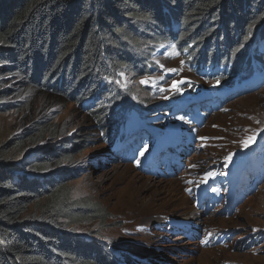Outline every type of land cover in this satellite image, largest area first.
Here are the masks:
<instances>
[{
	"label": "trees",
	"instance_id": "obj_1",
	"mask_svg": "<svg viewBox=\"0 0 264 264\" xmlns=\"http://www.w3.org/2000/svg\"><path fill=\"white\" fill-rule=\"evenodd\" d=\"M142 25L146 36L139 40L135 30ZM164 41L209 86L210 79L224 87L247 84L255 76L253 64L264 76V0H0V102L8 103H0V113L13 108L1 90L5 74L14 71L11 76L18 75L29 90L50 102L43 114L66 102L83 107L101 129L100 151L110 150L151 107H168L184 93L192 96L209 89L185 81L177 93L150 104L159 95L155 85H143L138 94L124 85L128 72L133 81L152 79L158 67L143 51L144 44ZM135 96L148 106L133 109ZM127 103V112L138 111L137 121L130 125L114 116V110L119 112ZM47 127L51 134L56 131L54 125ZM86 136L78 134L74 146H83ZM52 138L61 140L62 148L40 152L34 164L38 173L48 174L73 160L69 142L75 137L67 141L69 134L64 132ZM262 154L255 153L252 167ZM22 170V165L0 155V264H118L111 246L68 231L61 223L106 218L96 206H77L69 195H61L70 170L50 178L27 177ZM43 199L51 204L46 215L24 220L30 206ZM258 236L245 250L259 247ZM127 261L132 262L131 257Z\"/></svg>",
	"mask_w": 264,
	"mask_h": 264
},
{
	"label": "rangeland",
	"instance_id": "obj_2",
	"mask_svg": "<svg viewBox=\"0 0 264 264\" xmlns=\"http://www.w3.org/2000/svg\"><path fill=\"white\" fill-rule=\"evenodd\" d=\"M144 27L142 25V29L135 30L139 40L146 36ZM164 42L144 44L143 51L149 53L158 67L152 73L151 80L133 81L135 78L129 72L124 76V84L134 89L137 94L143 85H155L159 95L151 99L150 104L177 93L185 81L209 86L204 79L194 76L195 73L189 70L190 65L187 63L188 68L172 45ZM0 47H3L1 42ZM8 65L13 66L14 63ZM253 68L255 76L251 83L254 85L250 89L254 87L256 90H244L236 98L226 102L221 111L206 116L204 125L194 136L200 135L199 141L191 137L192 147L186 145L180 153L181 171L178 168H159V174H154L150 167L140 170L137 162L131 163L133 157L142 153L149 141L147 136L142 137L137 145L130 141L128 144L131 147L116 153L105 148L100 151L103 149L101 129L88 118L83 107L66 102L43 114V109L50 102L37 90H29L30 87L18 75L11 76L14 71L9 75L6 73L5 77L8 78L1 91L9 96V105L13 104V108L0 113V155L6 161L22 165V174L27 177L50 178L58 172L66 171V168L70 170L71 179L61 195H69V199L77 206H96L100 210L99 215L106 218L104 221L78 225H69L68 220H62L61 223L68 231H75L89 240L111 246L119 258L118 264H131L127 257H131L133 264H149L151 260L153 264H264V184L228 217L223 212L222 204L216 208L210 207L213 204L208 198L205 203L210 206L196 212L192 203L194 199L188 193L190 190L197 192L202 189L203 182L211 178V175H207L210 168L232 158L239 160L240 151L264 133V80L254 64ZM210 81L212 86H209L206 96H210L212 89L216 87L217 80ZM133 100V109L139 111L144 105L148 106V103L140 101L142 97L135 96ZM0 103L8 104L7 101ZM127 105L119 109V112L114 110V116L124 119L130 125L137 121L138 111L127 112L130 108L129 103ZM213 109L216 111L217 108ZM189 114L194 115L191 112ZM195 117L198 118L197 115ZM151 119H155L160 126L158 136L162 139H169L177 134L167 119V125L158 117ZM37 123H40L39 128L35 127ZM48 125L56 127L53 134L68 132L67 141L75 138L69 142L73 160L66 161L59 168L44 174L38 173L34 168L40 152L51 147L62 148L61 140L53 141ZM143 130L144 128L139 129L133 136ZM78 134L87 136L83 146L76 148L73 142L77 140ZM153 142L158 146L156 141ZM75 149L77 151L73 152ZM151 158L152 156L149 160ZM119 171L123 172L125 178H121ZM131 181L140 182L139 187L142 185L139 196L143 200L137 201L134 196L127 194L126 186L131 185ZM216 185L214 180L208 182L209 188H216ZM146 186L149 187L148 191H145ZM160 187H166L164 197L155 195ZM205 197L206 195L203 198ZM139 201L143 202L140 204ZM50 207L51 204L43 199L32 204L23 218L26 221L42 218ZM188 221L199 227L197 235L194 236L190 228L187 230L191 237L185 235L187 233H184V229L183 232L178 231ZM169 226L176 232L174 237ZM230 230L240 233L226 237L228 241L224 245H216L212 241L214 237L218 241L220 235L226 236ZM258 234L259 248L254 244L253 248L245 250Z\"/></svg>",
	"mask_w": 264,
	"mask_h": 264
},
{
	"label": "bare ground",
	"instance_id": "obj_3",
	"mask_svg": "<svg viewBox=\"0 0 264 264\" xmlns=\"http://www.w3.org/2000/svg\"><path fill=\"white\" fill-rule=\"evenodd\" d=\"M200 136V135H199ZM183 143H181V144H179V146H181ZM128 146H130V145H126L125 147H128ZM178 146V147H179ZM175 149V148H174ZM167 152H168V150H167ZM168 154H169V156H173V153H171V152H168ZM111 155V154H110ZM106 156V155H105ZM117 159V158H116ZM115 159V160H116ZM175 161H176V164H174V165H177V162L178 161H180V154L177 156V158H175L174 159ZM113 161V160H112ZM163 164H165V162H163ZM174 170V169H173ZM119 173L121 174V178H123L124 177V174H123V172H121V171H119ZM117 176V175H116ZM118 176H120V175H118ZM209 176V175H208ZM89 177V176H88ZM117 178V177H116ZM125 178V177H124ZM88 179V178H87ZM117 181H119L120 179H116ZM129 183H132L131 185L130 184H128L126 187H127V189H126V191H127V194H130L131 196H134L133 198L134 199H136L137 201L138 200H141L142 199V197L141 196H139V193H140V191H142V188H140L139 187V183L140 182H138V181H135V182H129ZM166 184V183H165ZM147 187V186H146ZM144 188V187H143ZM169 189V188H168ZM149 190V187H147L146 189H145V191H148ZM223 189H220V191H222ZM158 192L155 194V195H157L158 197H164L166 194V192H167V190H166V187H160V188H158V190H157ZM169 191V190H168ZM170 192V191H169ZM145 197V196H144ZM156 198V197H155ZM224 198V201H222V199ZM145 199V198H144ZM147 199V198H146ZM159 199V198H158ZM222 199H220V201H219V203H223V205H224V207L225 206H227L228 204L226 203L227 202V200H226V197L225 196H223L222 197ZM132 200V199H131ZM143 200V199H142ZM225 200H226V202H225ZM156 201V200H155ZM163 201V200H162ZM140 202V201H139ZM138 202V203H139ZM141 202H143V201H141ZM141 202H140V204H141ZM128 204V203H127ZM137 204V203H136ZM135 204V205H136ZM139 204V205H140ZM142 204H144V203H142ZM129 205V204H128ZM138 205V204H137ZM146 205V204H145ZM194 207V206H193ZM135 209V208H134ZM136 210V209H135ZM134 211V210H133ZM131 213V212H130ZM194 213V212H193ZM194 218H196V216L194 217ZM199 219V218H198ZM195 221V220H194ZM187 222V221H186ZM183 224H185V227L184 226H182V227H180L179 229H178V231H180V232H183L182 231V229H184L185 230V232L184 233H187V234H185V235H188V236H190L191 235V233H189L188 232V228H190L191 230H190V232H192L193 234H194V236L195 235H197L198 234V231H197V228H199V227H197L195 224H192V222L190 223L189 221H188V224L187 223H183ZM199 225V224H198ZM230 231H235V230H230ZM170 232H172L173 234L175 233L173 230H171ZM237 232H240V231H237ZM172 234V235H173ZM191 237V236H190ZM163 264H165V263H163Z\"/></svg>",
	"mask_w": 264,
	"mask_h": 264
},
{
	"label": "clouds",
	"instance_id": "obj_4",
	"mask_svg": "<svg viewBox=\"0 0 264 264\" xmlns=\"http://www.w3.org/2000/svg\"><path fill=\"white\" fill-rule=\"evenodd\" d=\"M124 76H125V74L123 75V83H124ZM125 85V84H124ZM259 248V247H258Z\"/></svg>",
	"mask_w": 264,
	"mask_h": 264
}]
</instances>
